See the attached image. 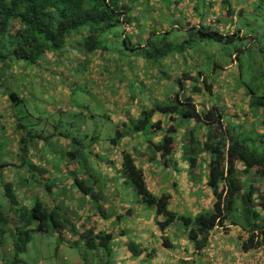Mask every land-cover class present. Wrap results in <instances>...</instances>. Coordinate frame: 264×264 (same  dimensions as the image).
Listing matches in <instances>:
<instances>
[{"label":"trees","instance_id":"obj_1","mask_svg":"<svg viewBox=\"0 0 264 264\" xmlns=\"http://www.w3.org/2000/svg\"><path fill=\"white\" fill-rule=\"evenodd\" d=\"M217 3L226 14L224 18H229V21L236 20L234 19L236 12L233 11L230 0H207L206 6L202 7H199L200 0H194L191 14L187 13V17L181 15L183 18L178 20L182 23H175L173 20L177 18L174 17L176 15L171 17L168 15V10L167 14L165 13L166 20L146 15L148 19L153 20L150 21L152 23L140 22V19L135 16V13L140 12V6L133 11L131 3L127 0H0V91L7 96L11 107L8 113L1 115L0 112V124L4 128L3 134L7 136L8 143L12 145L10 152L16 156L17 163H20V165L0 164L1 167L8 168L7 171L13 175L14 184L6 183L4 189L5 197L10 205V213L16 211L15 219L18 221L17 226L11 229L10 216L0 211V239L9 235L13 244L14 259L10 264H23L20 256L27 251L31 238L36 234H53L58 239L66 236L68 241L75 245L84 242V246L89 251L99 249L101 257L108 259L104 264H110V260H113L115 264L113 247L116 243L112 233L97 232L95 228L82 233L65 205L50 201L54 199L53 183L44 179L43 175L46 171L43 167L38 168L32 165L34 157L30 145L34 144V136L32 132H27L21 117L19 115L15 117L16 107H20L27 99L38 97L39 92L35 90V86L39 79L45 81L44 72H52L50 68L41 66L47 56L63 64L65 60L75 61V57L69 56L71 51L76 55V59L80 58L81 61L86 62H90L87 57L96 53L95 62L97 61L105 72H114L126 78L128 74L123 72L125 67L134 70L140 67L137 64L139 60L144 61V59L140 58L136 61L133 59L134 56H129V64L118 60V65L115 63L109 66L101 65V59L111 53L107 45L102 43L100 33L110 32L112 28L123 26L125 31L119 38V42H123V48L132 50L148 47L152 51L155 50L156 66L154 67L158 69L162 79L169 81L172 76L165 67L160 66L163 59L173 61L176 55L181 57L176 54L180 52L183 53L181 58L185 61L188 50L194 44L208 41L228 45L233 44L238 36L240 39L246 36L245 32L238 28H235L233 32L224 33L212 25L213 23L208 19L216 15ZM153 5L156 9H165L158 0H154ZM173 6L178 9L177 4ZM243 13L244 11L240 10L238 16H242ZM131 18L137 26H132ZM194 20L196 24H193ZM163 23L168 26L163 27ZM144 31H150L147 32V37L144 36ZM176 32L183 33L182 37H188V41L183 39L179 44L182 39L174 37ZM129 35L136 37L134 42ZM76 36H81V39L79 40ZM189 42L192 46H188ZM140 43L144 45L140 46ZM76 44L79 47L74 49ZM177 48L181 51H177ZM83 55H86V58ZM216 67L219 66L216 65ZM41 69L43 70L40 71ZM74 70L72 68V71ZM155 76L157 77V74ZM199 76L203 78V86L193 88V94H187L182 83L180 84L182 91L178 93L174 92L178 90L177 87L174 90H167L166 94L171 102L155 104L152 110L142 112L128 132L121 131L119 127L111 143L117 145L127 135L141 133L145 136L150 131L161 128L159 122L153 121L156 113L164 114L170 120L178 118L185 122L193 121L196 128L203 126L207 132L199 137L195 132L196 128H192L191 136L185 146H187L186 155L189 157L190 171L196 170L200 176L202 175L199 182L206 180L207 187L212 191L214 202L211 209L196 216L180 215L172 211L169 207L171 197L169 195L157 197L148 188L144 171L137 166L130 153L123 154V164L118 177L123 179L125 186H132L139 206L145 205L155 209L157 217L163 220L157 221L163 233L174 223H179L198 251L208 246L209 237L216 228H225L227 225L239 226L247 234L241 247L244 253L264 248V225L259 222V211H264V188L260 191L255 186L260 182V178L264 179V150L259 151L248 146L242 138L245 131L244 122H247L256 125L257 131L262 129L261 133L255 132V134L257 138L264 140V95L256 97L252 92L248 94L244 92L248 110L245 111L243 106L236 107L237 113L234 115H232L233 112L229 116L226 114L227 106H224L226 108L223 110L215 104L201 112L196 104L198 96L202 97L203 92L214 95V92L213 83L208 82V78L201 72ZM171 92L174 95H171ZM20 95L25 97L22 98ZM175 115L177 117H174ZM238 123L240 127H237ZM237 128H241V131L237 132ZM176 133V128L169 127L161 142L158 144L151 142V149H157L163 157L171 156L175 152ZM68 156L71 160H79L81 153L69 152ZM19 168L22 169L20 173H18ZM14 169L16 172H12ZM79 171H82L84 175L87 174L86 178H79ZM79 171L75 169L74 185H72L77 192L65 190L63 194L68 192L73 201L76 200L75 194H80L79 204L81 202H84L85 206L95 204L93 210L100 215L102 205H99V199L105 191H101L102 187H99L101 178H104L103 172L95 166L81 167L80 163ZM97 172L102 176H98ZM190 173L192 175V172ZM252 177L256 179L255 182L251 180ZM28 185L32 188L33 195L29 200L25 197V206L18 208L21 202L16 192L22 193L21 187ZM42 191L45 196L43 202L39 200V194ZM27 193L25 191L23 195ZM113 194L115 195L116 191ZM62 195L58 197L62 198ZM84 197L90 200L87 201ZM237 203L239 207L236 208ZM234 210L240 216L241 222L235 221ZM104 211L106 212L107 209ZM163 247L166 249L173 247L166 236L163 237ZM129 249L135 258L143 254V250L134 242L129 243Z\"/></svg>","mask_w":264,"mask_h":264},{"label":"rangeland","instance_id":"obj_2","mask_svg":"<svg viewBox=\"0 0 264 264\" xmlns=\"http://www.w3.org/2000/svg\"><path fill=\"white\" fill-rule=\"evenodd\" d=\"M127 1L131 3L133 11L140 6V12L138 14L135 13V16L137 19H140V22L153 21L148 19L146 15L151 18L160 17L166 20L167 17L165 16V13L168 10V15L171 17L176 15L174 17L177 18L173 20L175 23H182L178 20L183 18L181 15L187 17V13L191 14V8H188V3L193 0H158V3L165 7L164 10L163 8L160 10L154 8V0ZM206 3L207 0H200L199 7L206 6ZM174 4L178 5V9L173 6ZM230 5L232 6L233 11L236 12V20L229 21V18H224L226 14L221 8L215 10L216 15L212 18V22L217 23V19H222L223 21L221 22L225 21L226 24H219L216 27L222 28L224 33L233 32L235 28H238V30L245 32L246 36L244 38L240 39L238 36L233 44L228 45L225 43L208 41L200 42L194 44L193 47H190L186 54L188 56L185 58V61L181 58H179V61H168L163 59L160 63V66L165 67L166 71L169 72L173 78H177L176 85L178 90L174 91L175 93H178L181 90V83L187 94L193 92V88H200L203 86V78L199 76L200 72L208 78V82L213 83L214 95L203 92L202 97L201 95L198 96L196 104L199 108L204 106L206 100L213 105H220L224 102L225 98L229 99L236 97L238 99L236 106L231 105L228 108L233 110V108H236L237 106H243L245 111H247L248 107L245 104L247 98L245 99V95L242 94L243 92H246L247 94L248 92H252L256 97L264 95V0H230ZM218 6L219 4L217 3L216 7ZM240 10H243L244 13L239 17L238 14ZM205 16L207 17V14H205ZM131 20L133 19L131 18ZM134 22L135 21L133 20V27L137 26V23ZM193 24H196L195 20L193 21ZM124 31L125 28L123 26H118L112 28L110 32H101L100 38L102 43L107 45L113 59L119 61L123 60L127 64L130 63L129 56H134L133 59L136 61L140 58L144 59L145 62L143 61L142 64L141 62L137 63L140 67L134 68L135 71L129 70L126 78L120 77L116 73L109 72L110 77L114 79V81H112L105 77L107 74L103 76L104 69L100 72H90V62L76 59V55L73 51L69 53V56L72 58L75 57V62L80 61L78 67L74 71H72L71 68V65H74L72 61L65 60L62 64L61 61L59 62L52 58L49 59L47 56L44 63L41 64L43 67L55 69H51V73L44 72L45 81L39 79V81L36 82L35 90L39 92L38 97H33L31 100L27 99V101H24L20 107L14 109L15 117L19 115L21 117V122L27 128V132H32L34 136V144L30 145L32 156L34 157L32 162L33 166L42 168L43 165L51 164L53 167L58 165L61 168V164L71 161L68 153L76 152L77 154L81 153V157L78 160L81 167H94L95 159L92 155L94 143H100V146H102L103 143L108 144L109 141L116 136L119 125L117 116L123 110V103L133 99L143 102L148 98L154 102L156 86L158 83H161V79L153 74L154 69H156L154 67L156 66V63L154 62L156 61L154 56L155 50L152 51V49H148V47H139L132 50L129 48H123V42H119V38ZM182 35L184 34L176 32L174 36L182 39L179 44H181L183 39L188 41V37H182ZM131 36V39L134 42L136 37L134 35ZM142 44L143 43H140V46H142ZM187 44L188 46H192V43L190 42ZM77 46L79 47V45ZM185 48H187V46ZM117 50H119V52H117ZM177 51H181V49L177 48ZM176 54L182 57L183 53L178 52ZM236 55H238V57H236ZM216 65L219 67H216ZM103 66H105V64ZM62 67L67 69V72L60 70ZM141 69V73L137 75ZM42 70L43 69L40 71ZM143 77L149 80L148 84L141 82ZM76 78L79 80L76 81ZM65 80L70 85H77L78 89H76L72 95L71 106L66 108L65 112H60L57 105L61 108H64V105L56 102V90L60 88ZM98 80L99 83L97 82ZM54 84L56 86H54ZM166 86H169V81L167 80ZM0 94L2 95L0 99L1 106L3 107H1V115H3L5 112H9L8 110L5 111L9 107V103L6 99L7 96H5L4 93H1V91ZM238 95H242L244 99L240 100ZM20 97L23 98L25 96L20 95ZM203 97H205L206 100ZM141 108L144 107L141 106L140 109ZM225 108L223 106V109ZM225 112L229 116L226 109ZM72 116L81 118L82 122L79 127L68 121ZM244 125L243 128H245V131H243L242 138L247 142L248 146L263 151L264 140H260L257 138V134H255V132H259L257 131V126L247 122H244ZM1 126L2 124H0V164H15L17 163V158L10 152L12 145L8 143L7 136L3 134L4 128ZM125 126H127L126 128H129L131 127V123H127ZM86 127L93 131H98L96 139H93V134L84 130ZM195 127L196 124L194 125V128ZM201 127L203 126L200 125V128L197 127L195 131L199 137L202 135ZM237 127H240L239 123L237 124ZM260 130L262 132V129ZM240 131L241 128H237V132ZM152 135L153 131L150 132L149 136L152 137ZM147 136L148 134L143 136V138H147ZM185 136L186 138H189L191 134L188 133V135ZM64 140H68L66 143L67 145L63 143ZM17 164L20 165V163ZM24 168H26V166H24ZM7 170L8 168H0V211L10 216L11 221L9 227L14 229L18 223L15 219L16 211L10 213V205L5 197L4 189L6 183H14L12 182L13 175ZM177 171L179 177L184 172V170ZM193 171L197 173L196 170H189L186 172H192V182L198 183L199 180L202 179V175L200 176L199 173L195 174ZM12 172H16V169L12 170ZM20 172H22L21 168L18 169V173ZM97 175L102 176L99 172H97ZM113 177L114 174L112 178ZM114 180L119 181L120 178L116 176ZM251 180L253 182L256 181L253 177ZM202 182L203 181H201V183ZM260 182L261 183L258 182V185L255 184V186L262 191L264 188V179L260 178ZM14 186L16 189V185ZM104 186H106L105 189ZM112 186L113 184H111L109 180L101 178L99 187H102L101 191L105 190L99 199V205H102V208L106 207L105 202L109 200ZM127 187L125 188L128 190L129 195H134L137 199V195L132 189V186L129 185ZM21 188L22 193L16 192L17 197L20 196L19 201L21 202L18 208L25 206V197L29 200L33 195L31 193L32 188H30L29 185L22 186ZM25 191L28 193L23 195ZM43 192L44 191L39 194V200L42 202L45 200ZM64 192L65 191H62V188H60L54 194L55 196H60ZM84 198L87 201L90 200L89 198ZM80 204L84 208V202H81ZM94 205L95 204L92 203L87 204L86 208L88 210L94 209ZM237 207H239L238 203L236 204V208ZM235 211L236 210L233 211L235 221L241 222V218H239L240 216ZM107 213L112 214L111 209L107 210ZM259 213V222L264 224V211L261 210ZM73 219L76 220L75 217H73ZM75 222L80 223V220H76ZM129 232L130 231H128V233ZM83 243L81 242L78 245H75L73 242L68 241V237L66 236L58 239V237L53 234H36L31 238L27 251L23 253L20 258L23 260V264H104L105 260L108 261L107 258L101 257L102 254L99 249L89 251ZM133 258L135 259V257ZM13 259L14 251L12 239L7 235L0 239V264H10ZM109 262L110 264H114L113 260H110Z\"/></svg>","mask_w":264,"mask_h":264},{"label":"crops","instance_id":"obj_3","mask_svg":"<svg viewBox=\"0 0 264 264\" xmlns=\"http://www.w3.org/2000/svg\"><path fill=\"white\" fill-rule=\"evenodd\" d=\"M193 4L194 0L188 3V8H192ZM219 9L220 6L215 8V10ZM208 20L212 22L211 17ZM219 20L223 21L222 19H217V23L212 22L216 23L213 25L226 24L225 21L219 22ZM162 26L166 28L168 25L163 23ZM219 29L223 31L222 28ZM147 32L148 31H145L143 33L145 37L148 36ZM80 37L81 36L77 38L80 40ZM77 45L78 44L73 48L76 49L78 47ZM96 55V53H93L87 57L89 60H92L89 64L91 67L90 72H100L103 69L99 66L97 61L95 62L94 57ZM83 56L86 58V55ZM179 58L181 57L176 55L173 61H178ZM79 62L80 61H72V63H74L72 68L76 69ZM139 62L142 64L143 60H139ZM113 63L118 65V60L113 59L112 54H108L106 58L101 59V65L105 64V66H109ZM51 69L54 70L55 68ZM61 70L67 72V69L63 67ZM141 71L142 69L139 70L137 75L141 73ZM123 72L126 74L129 73L128 67H125ZM158 72V69H154V76L157 74V78L161 79V83H158L156 86L154 102L148 98L143 102L133 99L123 103V110L117 116L119 123L118 128L120 127L121 131L128 132L132 129V125L135 124L141 113L152 110L153 105L171 102L166 92L167 90H174L177 87V78L171 77L169 86L167 87L166 80L162 79V75ZM106 74L107 76H105ZM103 76L114 81L108 72L103 71ZM78 80L79 79L76 78V81ZM97 82L99 83V80ZM141 82L148 84L149 80L143 77ZM54 86L56 85L54 84ZM76 89H78L77 85H70L65 80L60 88L56 90V102L64 105V108L57 105L60 112H65V109L71 106L72 95ZM188 94L191 95L193 92ZM242 94L245 93L243 92ZM171 95L174 94L171 92ZM0 96L2 95L0 94ZM238 97L240 100L244 99L242 95H238ZM203 98L206 100L205 97ZM236 99V97L229 99L225 98L224 102L218 105L222 108L223 106H227L226 110L229 115L232 112V115H234L237 113L235 112L236 108L230 111L228 107L231 105L236 106L238 102V99ZM141 106L144 108L140 109ZM204 106L201 108L198 107V110L201 112L206 111L211 108L213 104L206 100ZM1 107L0 99V111L2 114ZM10 108L9 106L5 111L8 110L10 112ZM237 108H239V106H237ZM174 117H177V115ZM68 121L78 127L82 122L81 118H77L76 116L70 117ZM153 121L155 123L159 122L161 125V128L153 130V138L149 136L150 132H152L150 131L147 138H143V134L141 133L127 135L117 145L111 143L112 139L108 144L103 143L102 146H100V143H94L92 155L95 159V168H100L103 172V177L113 184L109 200L105 202L106 207L102 208L100 215H98L95 210H88L86 206H84V209L81 204H78L81 201V199H79L81 198L80 194H75V201H73L68 194L70 191H74V193L77 192L72 185H74V171L75 169L79 171L78 160L65 162V164L60 165L61 168L58 165L53 167L51 164L43 166L46 171V174L43 175L44 179H47L49 183H53L52 194L54 195V199L49 200L53 203L57 201L56 203L60 205L64 204L65 208L72 213L70 216L75 217L76 220H80V223L77 224L82 233L93 228H95L97 232L104 231L112 233L116 243L115 247H113L115 264H249L256 258H258V264H264V250L257 249L248 253L243 252L241 248L242 241L246 239L247 234L239 226L227 225L225 228H216L209 237L208 246L202 251H198L195 245L189 241L185 229L179 223H174L163 233L157 224V221L163 220L157 217L155 209L145 205L139 206L136 201L138 198L136 199L134 195H129L123 179L119 181L114 180L115 177H118L121 173L123 154L127 152L132 155L137 166L144 171L148 188L157 197H162L164 195H169L171 197L169 207L172 211L180 215L196 216L202 211L211 209L214 198L212 191L207 187V181L204 180L202 183H193L191 173L186 172L190 170V164L189 157L186 155L187 146H185L189 138H186L185 135H188V133L191 134V129L194 128L195 122L191 121L188 123L178 118L170 120L167 116L160 113L154 114ZM125 123H131V127L126 128L127 126H125ZM171 126L177 130L174 136L175 152H173L171 156L163 157L157 149H151V142L154 144L161 142L166 134V130ZM198 128H200V126H198ZM84 130L93 134V139L97 138L96 134L98 131H93L87 127L84 128ZM204 132L206 133L207 130L201 127L202 135ZM259 132L261 133L260 129ZM67 142L68 140L63 141L64 144ZM177 170H184L180 177ZM113 174L114 177L112 178ZM86 176L87 174L84 175L82 171L78 172L79 178H86ZM256 185H258V183ZM60 188H62V191H68L66 194L62 195V198L54 194ZM114 191H116L115 195L113 194ZM106 209H111L112 214L107 213V211L105 212L104 210ZM128 231L130 232L128 233ZM165 236L173 246L170 249L163 247V237ZM130 242L138 244L141 250H143V254L140 257L133 258L134 256L129 249Z\"/></svg>","mask_w":264,"mask_h":264},{"label":"built area","instance_id":"obj_4","mask_svg":"<svg viewBox=\"0 0 264 264\" xmlns=\"http://www.w3.org/2000/svg\"><path fill=\"white\" fill-rule=\"evenodd\" d=\"M257 261H258V258H256L254 261H252V263H249V264H258Z\"/></svg>","mask_w":264,"mask_h":264},{"label":"clouds","instance_id":"obj_5","mask_svg":"<svg viewBox=\"0 0 264 264\" xmlns=\"http://www.w3.org/2000/svg\"><path fill=\"white\" fill-rule=\"evenodd\" d=\"M259 183H261V182H259ZM260 250H264V248H261Z\"/></svg>","mask_w":264,"mask_h":264}]
</instances>
